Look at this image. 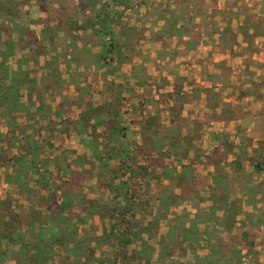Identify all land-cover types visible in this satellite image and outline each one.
Masks as SVG:
<instances>
[{"label":"rangeland","instance_id":"1","mask_svg":"<svg viewBox=\"0 0 264 264\" xmlns=\"http://www.w3.org/2000/svg\"><path fill=\"white\" fill-rule=\"evenodd\" d=\"M4 1L0 0V97L8 102L0 107V132L6 131L0 139L12 149L0 150V216L4 215L7 220L9 216L11 219L19 216L26 241L31 237L30 229L39 237L44 228L42 223H48L52 227L50 231L59 234L57 238L60 236L53 240L55 244L48 252L51 264L68 256L69 245L62 246L58 242L65 240L67 234L69 238L70 233L81 236L85 243L91 240L94 249H85L78 264H97L99 260L102 264L122 261L125 264H223L213 257L208 260L199 256L198 251L216 245L215 255L228 250L237 253L238 244L248 248L251 258L243 261L235 254L228 264H264L263 131L259 129L255 135L239 133L240 161L234 171L222 152L232 148L233 139L227 135L207 130L200 133L195 126L180 135L177 119L180 108L176 103L159 108L155 100H149L153 114L146 115V105H150L146 93L154 84L152 78L146 83V71L136 70L141 79L133 89L117 82L94 83L93 72L88 75L89 82H84V75L76 67L78 59L84 63L97 59L110 68L114 67L112 63L119 65L130 60L144 65L146 56L141 47L146 44L148 25L150 28L157 25L165 13L173 19L172 16L187 14L189 10L182 7L180 12L179 5L175 4L178 7L175 12L174 7L162 5L166 4L163 0H116L118 3L102 0L113 9L107 6L104 13L101 10L96 23L99 32L104 30V33L109 32L110 18L115 22L114 27L118 25L119 35L110 34L116 60L108 53L110 47L102 48L106 56L98 54L97 50L98 56L93 57L86 50L70 60L65 58L63 36H54L56 28L63 26L62 20L57 22L58 17L63 16L68 6L54 9L51 3L54 0H31L42 12V16L32 22L30 0H9L6 5ZM238 2L241 4L237 8L226 7L229 10L226 16L240 17L239 24L236 22L232 27L244 31V50L249 57L253 51H264V0H241L236 6ZM120 5H123L122 10ZM197 6L194 9L199 13ZM126 8L129 11L124 14ZM210 10L212 13L214 8ZM111 13L114 18L110 17ZM31 15L34 17L35 13ZM150 17L158 20L150 23ZM49 19L56 21L55 24ZM42 25L44 31L40 32ZM191 27V22L185 23L182 31ZM5 28L6 33L2 31ZM248 31L251 34L245 35ZM79 39L78 34L67 44L73 46ZM86 40L89 42L88 37ZM65 59L70 63L67 71L62 72L58 64ZM71 62L74 66L69 68ZM256 67L243 70L240 81L243 85L250 84L249 88L241 90L243 96L249 93L263 96L264 68ZM177 75L173 73L167 88L174 91L171 94L174 99L181 95L187 100L189 94H180L183 91L178 90L181 81ZM189 76L190 73L182 77ZM218 77L219 82L230 77L227 66ZM6 78L29 88L35 100L30 98L20 103L29 112L16 110L12 86L9 93L7 88L2 91ZM66 78L75 85H69ZM165 84V78L159 80L160 86ZM128 93L132 95L129 102ZM167 94L162 93L163 97L159 98L162 105ZM106 109L109 112L104 122ZM238 110L240 107L225 109L228 113ZM83 111L94 119L89 128L86 119L78 118ZM160 112L169 114L168 124H164L166 120ZM22 114L29 118L22 120L25 117ZM155 115L159 117L157 120ZM25 120L28 127L33 126L29 131L37 132L36 135L25 128ZM103 123L105 126H99ZM152 126L155 132H151ZM81 129L86 131L83 137L87 145L99 147L98 150L89 154L68 147L65 142L79 139ZM26 135L29 137L24 139ZM215 142L223 150H215ZM22 143L37 155L35 162L19 161ZM222 160L225 164L219 165ZM210 162L214 167L208 165ZM63 199L66 209L57 216L55 212L64 203ZM52 210L56 211L52 213ZM95 236L99 237V242L93 241ZM45 237H52V233ZM15 248L6 240L0 241L2 264L15 260L17 264H28V260H21L24 252L18 253ZM3 249L5 254L1 252Z\"/></svg>","mask_w":264,"mask_h":264},{"label":"crops","instance_id":"2","mask_svg":"<svg viewBox=\"0 0 264 264\" xmlns=\"http://www.w3.org/2000/svg\"><path fill=\"white\" fill-rule=\"evenodd\" d=\"M163 1H166V4L161 3L162 5L174 7L175 12H177L176 10L178 8L175 4H178V10L180 12L182 10L181 8L185 7L187 10H189V13H180L178 16H172L173 19H171L170 15L166 13L165 16L161 17L160 20L156 18L151 19L152 17L148 19L151 20L150 23H155L157 20L158 21L157 25H154L152 28H150V24H147L148 29L146 30V44L143 46L140 45V47L142 46L141 49L143 56H146V62H144V65H140L138 61H134V63H132L130 60V62H120L119 65L112 63L114 64V67L110 68L107 67L108 64L97 62V59H93V61L90 60V62L88 61L85 63L82 62V59H78L76 62V67L79 72L84 75V82L89 80L88 75L90 72H93L94 83L101 85V83L106 81L117 82L116 84L120 86L127 85L133 89H135V87L140 83L138 80L141 79L138 78L136 70L141 68L142 70L146 71V83H148V78H152L151 82H154V84L150 86L152 89L148 90L146 93V101L155 100L158 103L157 106L159 108H165L163 106H172L176 103L180 108V113L177 115V119L180 121L178 124L180 127L178 131L181 132L180 135H185L187 132L194 129L195 126L198 128L200 133L204 130H207L209 133L213 132L214 134L220 132L221 134L227 135L229 138L233 139V143H231V150H223V147L216 142L214 143L215 148H213L215 150L216 148L217 150H223L222 152L225 154L227 165H230L235 171L240 161L239 149L241 143L238 142L239 136L241 134L240 132L243 131L245 134L255 135V132L262 130L264 133V93L261 97L253 96L251 93L243 96L241 95V90H246V88L250 87V84L248 83L243 85V81H240V78L242 79L243 77V70L246 67L249 70H251L252 67L255 68L256 66L259 67H256L257 69L264 68V51H260L259 53L256 51H253V53L250 52L252 53V56L249 54L248 57V54L246 53L248 51L244 50L245 43H243V39L245 36L242 33L244 31L232 27L236 26V22L239 24L240 17L230 18L226 16L228 14L227 12L229 11L226 7L231 6L237 8L241 4V2H238L239 4L236 6L237 1L241 0ZM66 2H68V4ZM51 3L54 6V9H57V7L60 9V7L63 6L66 8L68 6L67 9L63 10V16H60V19L58 17L57 20V22L62 20L63 26H61L62 28L59 27V30L56 28L55 31L57 34H54L55 37L63 36L64 38V52L66 53L65 58H70V60H72L74 59L75 54H79L80 52L86 50L93 54V57L98 56L97 53L106 56L107 53H102V48L104 47H110L108 53L111 56L114 57V54L116 55V52H114L115 48L112 45L114 42L112 39H110V34L114 36L119 35L120 31H118V25L114 27L113 23L115 22H113V20L110 18L107 24L110 26L108 29L109 32L104 33L102 31L99 32V25L96 23V21L99 19L98 16L99 13H101V10L103 9L104 13L105 7L107 6L113 9L112 5H108L106 1L102 0H96V2L94 0H54ZM116 3H118V1H116ZM8 4H10V2H8ZM18 4L21 8V4ZM197 5H199V13H196V9H194L198 7ZM35 7L36 6L33 4V1L30 0L28 5V8L31 11L30 16H32L30 21L34 20V18L37 20L40 18V16H42L40 6H37V9ZM76 7L78 9H75ZM119 7H121V10L123 9V5H120ZM211 7L214 8L212 13H210ZM219 10L221 12H218ZM64 11L66 12L64 13ZM128 11L129 8H126L124 14H126ZM32 13H35L34 17L31 15ZM110 17L114 18L112 13L110 14ZM49 20L52 21L53 19ZM55 22L56 21H54V24ZM188 22L192 23V27L189 30L182 31L183 26ZM39 31H44L43 25L40 27ZM78 34L80 39L77 42H74L73 46L70 44L68 45L67 42H71V38L77 36ZM247 34H251V32H245V35ZM87 37L89 42L86 40ZM58 49L59 48H57V50ZM113 57L112 59L115 61L116 58ZM108 59L109 58L107 57L106 60ZM69 63V60L65 59L64 63L61 62L58 64V68L62 72H66ZM72 63L73 62H71V67L69 68L74 66ZM225 66H227L230 77L225 81L219 82L217 80L219 79L218 76L223 74V69ZM43 69L45 68L43 67ZM172 69H174L175 72H172ZM173 73H175V76L178 74L177 78H179L181 81V85H179L180 88H178V90H182L183 92L180 94H189L187 96V100H185L184 97H181V95L179 99H174L171 95L174 93V91L171 88H167V86L170 84L168 80L172 78ZM188 73H190L188 78L182 77L187 76ZM163 78L166 79V84L165 86H160L159 80ZM187 79H190L191 82H185ZM31 81L35 82L34 80ZM66 82L69 85H75V83L71 82L68 78H66ZM6 84L2 85V91L5 88L11 89L12 84L16 85L17 93L14 95L15 98L13 99L18 106L16 107V110L19 112H29L28 108L23 107V103L20 104L21 102H25L30 98L35 100V97H32L33 94H29V88L25 87V85L22 86L23 83L20 82L12 83V81L8 80L7 78ZM162 93H168L165 95L166 97L168 96V98L165 99V105L160 103L161 101L159 98L163 97L161 96ZM122 96H124V93H122ZM147 96H149L148 98L150 99H147ZM130 98H132V95H129V93L126 94V99L128 102L132 100ZM151 101H149L150 105H146V115L153 114L151 113ZM7 102L8 100L4 101V99L0 97L1 108H3V105H5ZM239 107L240 110L238 111H231L230 113L225 111L226 108ZM34 110L36 109L34 108ZM106 111L104 114V122H106L107 113L109 112ZM165 112L166 110L164 113ZM21 116H25L22 120H24V118H29L27 115L22 114ZM154 117L155 120L159 118L157 115ZM167 117H170L169 114L163 115L162 113V118L164 120H166ZM78 118L86 119L85 123L87 124V128L94 124V119L89 118L88 113L85 111L79 113ZM26 122L27 120L23 121V124ZM163 122L164 124L169 123L168 120ZM174 123H177V120H175ZM28 124H31V122H28ZM141 125H143V123H141ZM24 126L26 129H28V132H31L29 130L33 126L31 128L28 127L27 124ZM99 126L105 125L103 123ZM136 129L139 130L140 128L137 127ZM155 131L156 130L152 126L151 132ZM5 132L6 131H4V133ZM162 132H165L166 134L168 133L167 131ZM4 133L0 132V136H4ZM31 133H33V131ZM36 133L34 132L33 134L36 135ZM78 133L81 134L79 139L65 142L70 149L77 148L79 151L85 150L89 154L90 152H94L95 150L99 149V147H92L90 144L87 145L86 140L83 137L86 131H82L81 129L78 130ZM65 135L66 134L64 133V138ZM28 137L29 135H26L24 136V139ZM32 138H34V135H32ZM3 142L4 141L0 139V150L2 148H5V150L8 148L7 144ZM194 144H196V141H194ZM21 147L23 148H20L19 150L21 155V160L19 161H30L31 163L35 162L34 158H36L37 155L34 154L29 149V147L27 148L24 143L21 144ZM245 148L248 151L250 150L248 146ZM8 149L11 150L12 148ZM13 153L16 152L13 151ZM221 164L224 165L225 162L222 160L219 165ZM243 164L244 162L242 165ZM208 165L214 167V164L211 162L208 163ZM14 246H16L14 250L18 252L17 250L19 246ZM215 247L216 245L211 246V248H202V251H198V254H200L199 256L207 258L208 260L213 257L218 261H222L223 264H228L231 262L233 255L235 256V254L238 255V257L240 256L243 261H248L251 258L250 251H248V248L243 246V244L237 245V253L228 250L223 251L219 255H215ZM256 249H258V246ZM61 258H65L67 260L74 259L73 256ZM17 259L20 262V258L17 257ZM21 260H23V257ZM60 260L62 259H59L58 261ZM16 262L17 261L15 260L10 264H17ZM48 263H50L49 260Z\"/></svg>","mask_w":264,"mask_h":264},{"label":"trees","instance_id":"3","mask_svg":"<svg viewBox=\"0 0 264 264\" xmlns=\"http://www.w3.org/2000/svg\"><path fill=\"white\" fill-rule=\"evenodd\" d=\"M7 1H9V0L4 1L5 5L7 4ZM102 12H103V9H102ZM2 31L4 33H6L7 30L5 28ZM102 32H104V30ZM22 38H24V37H22ZM12 88L14 89V92H15L14 95H15L17 93L16 85L12 84ZM7 90L9 93L10 89H7ZM10 92H13V90ZM63 201H64V199H63ZM64 209H66L65 208V201L62 205H60L58 207L57 211L55 210L56 212L52 210V213L55 212V213H57V216H60V214L62 213V211ZM50 212H51V210H50ZM50 215H51V213H50ZM3 216L4 215L0 216V241L6 240V241H8L9 244L18 245L19 246V248L17 250L18 253L20 251L24 252L22 262H26L28 260V262H27L28 264H51V263H48V260L51 258V256H49L48 252L52 251L53 243L55 244V242H53V240L58 239L60 236L58 238L56 236H58L59 234H57V233L55 234V233H53V231H50V230H52V227H50L48 225V223H42L41 226H43L44 228L40 230L39 237H36L35 234H32V229H30L29 234H31V237L29 238L28 241H26L27 239L23 238V232H24L25 228L23 227L22 220L19 218V216L14 215L13 219H11L9 216L8 220L5 219V217H3ZM48 221H50V219H48ZM27 229L29 230V228H27ZM49 232L52 233V237H48V239H47L45 236ZM69 235H71V236H69V238L67 237L68 236V234H67V235H65L66 239L61 240V242H58V243L62 246H68L69 245L68 256H73L74 259L73 260L62 259V260H60L56 263H52V264H78V263H80V260L83 258V252L85 249H89L90 251L94 250L90 245L91 240L89 242L85 243L81 240V236L80 237H79V235L72 236V233H70ZM42 236H44V237H42ZM35 237H36V239H35ZM98 239H99V237L95 236L93 241L99 242ZM55 241H57V240H55ZM1 252L5 254L4 249ZM29 252H31V253H29ZM95 260L98 261V259H95ZM0 264H2L1 257H0ZM97 264H102V262L99 260ZM120 264H125V263H124V261H122V263H120Z\"/></svg>","mask_w":264,"mask_h":264}]
</instances>
